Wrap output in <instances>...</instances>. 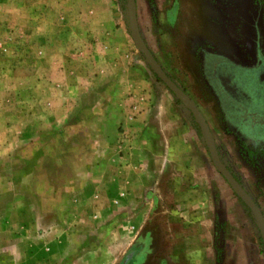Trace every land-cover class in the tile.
I'll return each instance as SVG.
<instances>
[{
	"label": "rangeland",
	"instance_id": "1",
	"mask_svg": "<svg viewBox=\"0 0 264 264\" xmlns=\"http://www.w3.org/2000/svg\"><path fill=\"white\" fill-rule=\"evenodd\" d=\"M136 3L144 42L204 106L201 50L236 57L254 0ZM207 118L264 215V163ZM0 125V264H199L201 248L203 264H264L257 219L135 44L127 0H0Z\"/></svg>",
	"mask_w": 264,
	"mask_h": 264
},
{
	"label": "flooded vegetation",
	"instance_id": "2",
	"mask_svg": "<svg viewBox=\"0 0 264 264\" xmlns=\"http://www.w3.org/2000/svg\"><path fill=\"white\" fill-rule=\"evenodd\" d=\"M250 18L236 57L205 47L200 59L208 99L217 101L222 124L242 153L249 156L250 148L256 158L264 157V24Z\"/></svg>",
	"mask_w": 264,
	"mask_h": 264
},
{
	"label": "water",
	"instance_id": "3",
	"mask_svg": "<svg viewBox=\"0 0 264 264\" xmlns=\"http://www.w3.org/2000/svg\"><path fill=\"white\" fill-rule=\"evenodd\" d=\"M127 2L129 8L130 30L135 44L144 55L147 63L149 64L155 75L180 101L184 103L187 109L194 115V117L198 121L213 165L215 166L217 171L223 176V178L227 181L234 193L252 210L260 225V234L264 243V215L260 207L252 199L249 193L241 186V184L237 181L231 171L227 168V166L222 162L218 154L212 130L196 103L183 89L180 88V86H178L169 77V75L164 71V69L161 67L149 47L144 42L138 27L136 0H127Z\"/></svg>",
	"mask_w": 264,
	"mask_h": 264
},
{
	"label": "crops",
	"instance_id": "4",
	"mask_svg": "<svg viewBox=\"0 0 264 264\" xmlns=\"http://www.w3.org/2000/svg\"><path fill=\"white\" fill-rule=\"evenodd\" d=\"M238 53H239V50H238ZM27 62H29V64L30 65H32V62L28 59V61ZM17 66V64H15L14 65V67H16ZM19 70V69H18ZM18 70H15V71H12L11 73H13L14 74V72H18ZM191 97V99L193 100V98H192V96H190ZM194 102H195V100H193ZM207 101V103L204 105V106H200L199 104H197V102H195L196 103V105L198 106V108L200 109V111H201V113H202V115L204 116V118L206 119V121L208 122V124H209V126H210V128H211V125H210V123H209V120H208V118H207V112H209V111H211L212 110V112H218L219 110H218V105H217V101L215 100V99H207L206 100ZM1 126V125H0ZM4 127H5V129H8L9 131L10 130H12V128L14 127L12 124H7V125H4ZM7 127V128H6ZM213 133V132H212ZM229 135H231V136H234V134H232V133H229ZM13 138H15V136L13 135L12 136ZM12 137L10 136L9 137V141L11 142V140H12ZM234 138H235V136H234ZM7 142L5 139H3V140H1L0 139V143H2V142ZM4 142V143H5ZM240 145V144H239ZM243 148H242V146H240V152L242 153V150ZM243 154V153H242ZM245 157L243 158L244 159V162L245 163H247L249 166H250V168L252 169V168H254V169H257V167H254L256 164H258L259 162H261L260 164H263L264 163V157H254V158H252V156H246L245 154H243ZM220 158H221V156H220ZM221 160H222V162L224 163V161H223V159L221 158ZM259 161V162H258ZM225 164V163H224ZM226 165V164H225ZM232 174H234V177L241 183V186L247 191L248 189H246L245 187H244V184H243V181L235 174V173H233L232 172ZM249 191V190H248ZM249 193V192H248ZM250 195V194H249ZM252 195V194H251ZM250 195V196H251ZM252 197V196H251ZM252 199H253V197H252ZM254 200V199H253ZM255 201V200H254ZM256 202V201H255ZM257 203V202H256ZM257 205L259 206V204L257 203ZM260 207V206H259ZM125 210V209H124ZM197 214V216H201V214L198 212V213H196ZM193 220H194V222L196 223L198 220H199V218H195V217H193L192 218ZM199 222V221H198ZM201 223H202V220H201ZM198 238H200V237H195V239H198ZM202 247V245L199 247V248H201ZM218 246L216 245V247H215V253H216V259H217V261H218V259H220V253H221V255H222V250H219L218 248H217ZM207 251H205V249H203V248H201V249H199V250H197V252H195L194 253V255L198 258V263L199 264H203L204 263V260H203V258L206 256V253ZM123 258V257H122ZM122 260V259H121ZM120 260V261H121ZM120 261H118V263L120 262Z\"/></svg>",
	"mask_w": 264,
	"mask_h": 264
},
{
	"label": "trees",
	"instance_id": "5",
	"mask_svg": "<svg viewBox=\"0 0 264 264\" xmlns=\"http://www.w3.org/2000/svg\"><path fill=\"white\" fill-rule=\"evenodd\" d=\"M254 3H255V8L253 10V13H252V17L253 18H256V21L259 19V22L263 24V16H264V1L263 0H254ZM190 112V111H189ZM190 116L192 118V121H193V124H194V128L196 129L198 135L203 138V133L201 131V128L199 126V123L198 121L196 120V118L194 117V115L190 112ZM204 139V138H203ZM251 149L250 148H247V153L249 156H253L254 152L250 151ZM219 154V152H218ZM220 156V154H219ZM230 171L231 169L228 168ZM232 173V171H231ZM234 175V174H233ZM238 181V180H237ZM239 182V181H238ZM240 183V182H239ZM241 184V183H240ZM238 197V196H237ZM238 199L242 202L245 210L247 211V213L254 219L256 220V217L255 215L253 214L252 210L249 208L248 205H246L239 197ZM262 248L264 250V244L262 242Z\"/></svg>",
	"mask_w": 264,
	"mask_h": 264
}]
</instances>
